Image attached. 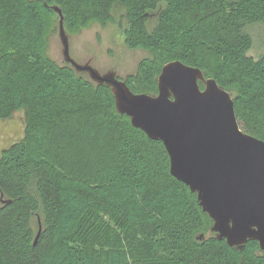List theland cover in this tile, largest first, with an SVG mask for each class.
Returning <instances> with one entry per match:
<instances>
[{
    "label": "trees",
    "instance_id": "16d2710c",
    "mask_svg": "<svg viewBox=\"0 0 264 264\" xmlns=\"http://www.w3.org/2000/svg\"><path fill=\"white\" fill-rule=\"evenodd\" d=\"M52 6L68 35L121 11L125 46L151 56L117 76L133 93L156 94L163 65L180 61L228 91L240 128L264 141V55H249L264 0H0V120L26 118L0 151V264H264L256 241L216 238L162 142L117 111L106 85L45 55Z\"/></svg>",
    "mask_w": 264,
    "mask_h": 264
},
{
    "label": "water",
    "instance_id": "95a60500",
    "mask_svg": "<svg viewBox=\"0 0 264 264\" xmlns=\"http://www.w3.org/2000/svg\"><path fill=\"white\" fill-rule=\"evenodd\" d=\"M52 9L59 16L63 62L106 85L117 111L149 139L162 142L171 175L196 194L216 238L239 248L254 240L264 251V141L240 128L231 94L199 68L177 60L161 68L156 94L133 93L114 71L101 74L90 62L71 58L62 11ZM40 230L39 225L36 239Z\"/></svg>",
    "mask_w": 264,
    "mask_h": 264
},
{
    "label": "rangeland",
    "instance_id": "374dc122",
    "mask_svg": "<svg viewBox=\"0 0 264 264\" xmlns=\"http://www.w3.org/2000/svg\"><path fill=\"white\" fill-rule=\"evenodd\" d=\"M121 20V26L126 25L122 18L121 11L114 12V21L102 27L98 22H91L86 28L69 34L70 56L78 64H90L101 74L107 71H114L120 78H126L136 74L141 60L150 58V54L142 49L129 50L124 44L122 29L118 22ZM253 45L249 55L257 58L264 55V26L253 25L249 28ZM44 53L57 64H63L61 54V44L58 38V18L51 15L43 34ZM24 110L16 111L6 120H0V151L9 144L21 139L25 128ZM71 126L73 122H69ZM86 127L87 122L84 123ZM98 136H102V131H97ZM64 138V137H60ZM81 138V137H80ZM81 143H88L81 138ZM67 145V143L65 144ZM63 151V150H62ZM71 152H74L76 160H82L85 157V150L82 146L75 145ZM72 159V160H73ZM73 166H69L71 173L83 175L82 169H76L74 166L78 162H70L63 159ZM40 225L41 220L35 217L33 223Z\"/></svg>",
    "mask_w": 264,
    "mask_h": 264
}]
</instances>
